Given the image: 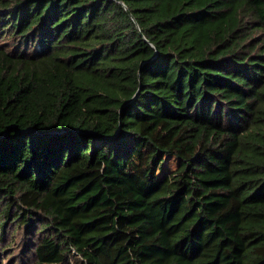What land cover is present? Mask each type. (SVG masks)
Segmentation results:
<instances>
[{
    "label": "trees",
    "instance_id": "trees-1",
    "mask_svg": "<svg viewBox=\"0 0 264 264\" xmlns=\"http://www.w3.org/2000/svg\"><path fill=\"white\" fill-rule=\"evenodd\" d=\"M18 239L264 264V0H0V264Z\"/></svg>",
    "mask_w": 264,
    "mask_h": 264
},
{
    "label": "rangeland",
    "instance_id": "rangeland-1",
    "mask_svg": "<svg viewBox=\"0 0 264 264\" xmlns=\"http://www.w3.org/2000/svg\"><path fill=\"white\" fill-rule=\"evenodd\" d=\"M140 159V153H135L129 158L128 165L129 167L133 168L139 163ZM178 166V162L175 158L173 157H166L163 168L158 171L159 176L172 172L175 170ZM25 239L22 240H16V243L14 245L9 246V248L6 251V257L11 254V257L7 258L5 260L6 264H27L26 262V256L24 253L25 249Z\"/></svg>",
    "mask_w": 264,
    "mask_h": 264
}]
</instances>
